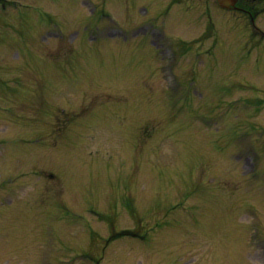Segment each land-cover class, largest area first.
I'll return each instance as SVG.
<instances>
[{
    "label": "rangeland",
    "instance_id": "rangeland-1",
    "mask_svg": "<svg viewBox=\"0 0 264 264\" xmlns=\"http://www.w3.org/2000/svg\"><path fill=\"white\" fill-rule=\"evenodd\" d=\"M16 1L0 8V264H264V160H244L262 155L264 37L247 16L100 0L106 20L82 1L21 0L59 39ZM91 23L86 43L74 29ZM128 229L139 237L107 240Z\"/></svg>",
    "mask_w": 264,
    "mask_h": 264
}]
</instances>
